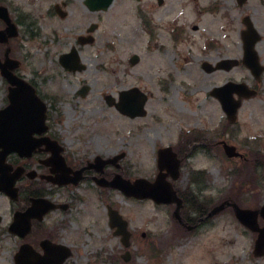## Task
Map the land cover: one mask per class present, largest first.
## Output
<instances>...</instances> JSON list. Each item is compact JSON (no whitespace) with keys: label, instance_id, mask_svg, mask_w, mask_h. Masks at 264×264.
I'll return each mask as SVG.
<instances>
[{"label":"rangeland","instance_id":"374dc122","mask_svg":"<svg viewBox=\"0 0 264 264\" xmlns=\"http://www.w3.org/2000/svg\"><path fill=\"white\" fill-rule=\"evenodd\" d=\"M222 1L168 0L151 15L161 25L159 29L146 30L145 14H138V6L116 0L101 15L94 42L80 46L76 41L83 31L74 26L94 17L82 7L74 8L60 24L51 21V30L45 20L32 16L37 0H14L38 28L20 30L13 57L20 62L19 72L32 79L41 92L48 105L49 124L62 145L76 157L112 159L123 154V173L128 178L152 179L155 146L172 143L178 133L197 131L198 145L180 171L179 189L186 188L187 199L194 198L199 215L224 199L243 202L251 210L264 204V88L241 103L236 122L225 128L224 114L211 96L212 90L228 80L250 85L251 78L243 68L211 74L202 69L203 63L212 65L224 56L238 55L235 29L230 50L224 43ZM170 22L180 30L177 39L169 32ZM72 48L85 67L76 73L59 65L60 56ZM134 55L138 57L135 64L130 61ZM83 85L89 91L81 98L77 89ZM133 88L146 98V114L136 120L114 107L119 94ZM3 89L0 80V104ZM106 97L114 104L108 105ZM222 142L246 158H227ZM44 190L50 192L47 187ZM54 194L51 199L69 203V209L55 206L29 242L39 253L43 240L67 247L71 254L64 264H264L263 259L252 257V242L240 234L242 229L229 212L185 233L173 230L162 208L135 203L94 182ZM108 206L127 221L132 233L127 262L122 259L126 250L120 236L113 235L108 224ZM12 208L0 195L1 231L11 222ZM16 245L15 239L0 236V264H15Z\"/></svg>","mask_w":264,"mask_h":264},{"label":"flooded vegetation","instance_id":"af4514ba","mask_svg":"<svg viewBox=\"0 0 264 264\" xmlns=\"http://www.w3.org/2000/svg\"><path fill=\"white\" fill-rule=\"evenodd\" d=\"M13 1L14 0H0V13L2 15L0 17V31H5L7 27L14 26L13 30L18 31L20 35V30L22 28H24L25 31H29L33 27L38 28L36 27V23L32 22L30 24L29 20L31 18L27 17L26 15L24 16L23 9L13 3ZM115 1L116 0H114V2ZM125 1L137 5L138 14H145L143 15L145 17L143 19V27L146 30H148L149 28L159 29V26L161 25L156 24L151 15L157 13L158 10L163 9L168 3V0ZM37 3L38 6L34 8L32 16L36 15V20H45L47 24H50L49 29L51 30H54V28H52V22H57V24H60L67 20L69 14L72 13L71 11L74 8H77L78 5L82 7L86 14H89L94 17H92V20H90L88 23L85 22L83 24H78L74 26L76 30L83 31V33L79 37H77V42L79 38H83L82 42L85 45L89 43L92 44L94 42V34L99 30V27L101 25V15L104 13L102 10L99 9L93 10L98 4L96 0H45L44 3H39V1L37 0ZM140 7H142V10L140 9ZM215 8H218V6ZM215 8H210L208 10L214 11L216 10ZM219 8L223 9L224 19L226 20L227 36L224 42L226 45V49L228 48V50H230L231 48V35L233 29H235L239 51L238 55L236 56H224L220 60L216 61V63L208 66V69L210 70L208 74L215 72L228 73L233 68H243L244 70H246L249 74V77L251 78L250 85L246 84L243 81H241L240 83H236L228 80L226 83H224V85L235 83L244 86L243 89H240L244 90L245 92V94L241 96L242 103L244 100L250 99L258 95L259 91L264 88V0H223L220 3ZM148 14L151 16L149 17V19L147 17ZM27 18H29V20ZM167 26L170 29L169 32L170 34H172V38L177 39L176 36L179 33L176 32H180V30L174 27L172 22H170ZM195 29L196 27H193V30ZM19 35L15 38H10L6 43H0V65H4L7 58L10 60H16L15 57H13V52L15 51V44L18 42ZM249 43L253 44V49L255 52V62L254 59L253 61L252 59L250 60L246 53V46ZM223 61L226 62V64H222L221 62ZM230 62L235 63L232 68L229 67ZM78 67H80L81 69L85 68L83 65H78ZM202 69L204 70L203 65ZM76 72L78 71L72 73ZM12 74L16 78L24 80L26 83H28V85L31 86L34 92V95L38 97L41 103L45 106V111L41 115L39 114V112L36 111L38 105H36L37 107H35V105H32L22 113L19 121L21 123L26 124L29 128L25 131L27 137L25 135L19 136V139L25 138L27 140V145L18 150V152L8 155L5 160V164L11 167L10 169H8V171H10L11 175H15L14 187L16 188L17 198L15 202H11L5 195H0H2V197L13 206L12 209L14 210V212L23 213L27 208L30 207L32 200L39 198L47 199L53 202L56 206L61 209V206H64L65 210H68L70 206L69 203H56L53 199H51V197L55 195V192L59 190L71 191L72 189H75L79 187V185H81L82 183L86 182H94L96 185H98L100 184V179L103 176V174H100L102 171H105L104 177L106 178V180H110L116 174L117 171H126L125 166L122 164L123 160L118 162L114 159H110L107 166L102 167L100 156H94L92 159L90 158L89 160L84 158L80 159L79 157H76L72 153V151L65 148L62 145V141L60 140L59 136L56 135L53 128L49 124V115L47 113L48 105L46 104L37 85L32 79H28L25 74L20 73L19 69L13 71ZM0 80L3 83V91L5 92L3 101L0 104V110H3L10 103L9 89L13 85L10 84V82L6 78V74L2 73L1 70ZM84 88H87V86L83 85L81 86V88L77 89V95L81 98L83 97L80 93ZM88 91L89 89L87 88V92ZM247 95L252 96L250 98H246ZM27 98L28 101H32V93H30ZM222 113L224 114L223 111ZM40 116L43 117L42 121H40ZM136 119L138 118H131L130 120ZM224 119L225 128L230 127L231 124L229 123L225 114ZM197 133V131L187 130L186 132L178 133L176 139L172 143H167L164 145L160 143L158 146H155V165L153 170L155 171V175L152 179L148 180L153 181L159 171H165L164 173L162 172V174L166 175V180L170 181L169 173L173 169L172 164H170L169 166L157 164L158 154L159 152H162V150L168 151L170 149L172 153L175 154L176 159L180 162L181 171L185 165V161L191 157L192 153L195 151V148H197ZM186 136L188 138H186ZM41 142H46L47 144H38ZM118 155L119 154H117L116 156ZM162 156L174 160V157H172L170 153H162ZM244 158L246 157H241V159ZM124 177H126L125 173ZM179 179L176 182H172V188L181 202V206L179 209L180 219L177 220L176 218H174V214L177 208L176 203L155 205L156 207L162 208L168 215V217H170V222L173 224V230L176 229L178 231L190 233L195 231L198 227L208 224L216 216L225 212H229L232 219L235 221L236 226L242 229V231H240V234L243 237H248L249 240L252 242L251 255L253 258L256 259V255H258L259 253L255 249L257 233L247 230L239 223V221L236 219L235 210L233 206H225V208L219 214L211 218L207 216L211 209L205 214L199 215L198 211L194 209L195 205L192 203V199L194 198L190 197L189 199H187V196L185 195V193H183L186 191V188L181 190L179 189L177 185ZM44 187L50 189V192H45ZM193 195L196 196V194ZM130 200L135 203L153 204L150 200ZM224 202L235 204L242 209H249L246 208V205L243 202H234L229 199H224L221 203ZM261 206L262 204H260L257 208H252L251 210H258ZM2 219L3 218L0 215V225L2 223ZM257 222L260 227L263 226V221L259 217L257 219ZM40 223L41 222H38L36 220L31 221V231L24 238V240L18 237V235L9 232L8 227L6 228V231H1L0 228V236H7L16 240L17 245L16 249H14L15 255L24 243L29 244L30 246H32V248L35 249V245L29 242V238H31V236L34 234L38 224ZM25 239L28 240L26 241ZM259 259L264 260V255Z\"/></svg>","mask_w":264,"mask_h":264},{"label":"water","instance_id":"95a60500","mask_svg":"<svg viewBox=\"0 0 264 264\" xmlns=\"http://www.w3.org/2000/svg\"><path fill=\"white\" fill-rule=\"evenodd\" d=\"M112 1L113 0H102L103 3L100 8L106 10ZM13 28L14 26H9L5 31H0V43H6L9 38L17 36L16 30H13ZM80 42H82L81 39ZM246 53L248 58L250 60L252 59V61L254 59L255 62V52L252 43H249L246 46ZM130 61L135 64L138 61V57L134 55ZM60 62L63 67L71 71L81 70V68L78 67V57L74 50L71 54L62 56ZM222 64H226V62H222ZM234 64V62H230L229 67L232 68ZM18 65V62L8 58L6 59L4 65H0L1 72L6 74L8 81L16 87L10 90L9 106L5 110L0 111V169L2 168L4 160L8 154L18 152L21 147L27 144L25 138L19 139V136H27L25 131L29 128L26 124L19 121L22 113L32 105H35V107L38 105L36 111L39 112L40 115L45 111V106L34 95L32 88L12 76L11 72L17 69ZM204 69L207 72H210V70L206 67V64H204ZM243 88V85L228 84L220 88H215L211 92V95L218 99L222 110L227 115L228 120L231 123L236 120L237 110L241 105V96L245 94L244 90H240ZM30 93L33 95L32 101H28L27 98ZM86 93L87 89L84 88L80 94L84 97ZM234 94L239 96L238 100L234 99ZM251 96L252 95H247L246 98H250ZM119 100L120 101L116 105V108L121 114L131 118L143 116L145 114L143 108L146 98L141 95L138 90L132 89L130 91L120 93ZM106 101L109 105L113 103L109 97H106ZM42 120L43 117L40 116V121ZM223 148L224 153L228 158L240 157L233 146H228L223 143ZM121 157L122 155L116 157L115 160H120ZM107 162L108 161L103 160L102 165L105 166ZM159 162L162 165H169L171 160L169 158H162L159 159ZM173 166L174 171L172 172V177L173 179H176L178 165L177 163H174ZM14 180L15 179H9L5 176L4 172V174L0 177V192H4L11 198H14L13 194L15 193V190L12 187ZM102 181L103 186L116 189L122 192L126 197H132L140 200L151 199L156 204H171L175 202L178 205L175 217L179 219L178 210L180 207V201L177 199L176 194L171 190L170 184L160 175L153 183H150L145 179H137L134 182H130L129 180L123 179L121 175H115L109 182L104 179H102ZM233 206L236 210V217L238 220L248 229L258 233L255 248L259 252L257 256H262L264 254V227H258L257 216L260 215L264 220V204L260 210L255 212L242 210L236 205ZM224 207L225 203L215 207L208 214V217H212L219 213L224 209ZM54 208L55 206L52 203L44 199L34 200L32 206L26 212L23 214H15L14 222L10 227V231L24 237L30 231V221L32 218L42 220V217ZM108 220L110 228H116L114 235L120 236L121 244L123 247L128 248L130 246V232L127 230V222L123 220L119 213L111 207H108ZM40 248L42 250V254L36 252L29 245H23L15 256L16 264H63L71 254L67 247L53 244L48 240H43L40 243ZM122 259L127 262L129 259V253L126 252L122 256Z\"/></svg>","mask_w":264,"mask_h":264}]
</instances>
